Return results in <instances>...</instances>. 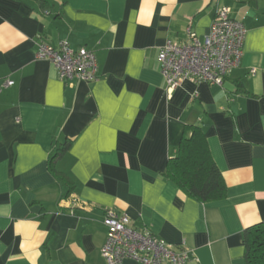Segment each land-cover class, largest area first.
<instances>
[{"label":"crops","instance_id":"obj_1","mask_svg":"<svg viewBox=\"0 0 264 264\" xmlns=\"http://www.w3.org/2000/svg\"><path fill=\"white\" fill-rule=\"evenodd\" d=\"M223 5L245 28L239 63L220 86L184 80L167 96L159 49L188 29L203 40ZM60 43L93 52L94 81L36 58ZM189 126L221 199L165 177ZM110 210L191 250L189 264H245L244 231L264 222V0H0V264H107Z\"/></svg>","mask_w":264,"mask_h":264},{"label":"built area","instance_id":"obj_2","mask_svg":"<svg viewBox=\"0 0 264 264\" xmlns=\"http://www.w3.org/2000/svg\"><path fill=\"white\" fill-rule=\"evenodd\" d=\"M243 24L230 17V8L217 6L208 33L199 40L189 29L186 40H166L158 51L160 75L167 96L184 80L220 86L242 55L245 37ZM36 58L49 61L60 80L85 83L96 79L93 52L83 47L72 49L66 43L57 48L38 45ZM7 84H12L8 81ZM106 239L100 250L107 264L131 260L139 264H189L197 261L191 250L165 242L149 231L130 227L126 214L112 210L104 218Z\"/></svg>","mask_w":264,"mask_h":264},{"label":"trees","instance_id":"obj_3","mask_svg":"<svg viewBox=\"0 0 264 264\" xmlns=\"http://www.w3.org/2000/svg\"><path fill=\"white\" fill-rule=\"evenodd\" d=\"M67 147L68 143L62 145L52 158L59 157ZM164 174L188 196L202 203L224 197V182L198 127L184 129L176 155L167 161ZM243 246L245 264H264V222L244 231Z\"/></svg>","mask_w":264,"mask_h":264}]
</instances>
